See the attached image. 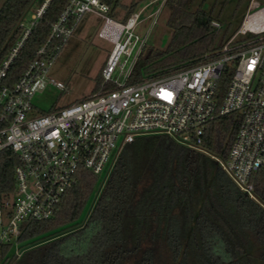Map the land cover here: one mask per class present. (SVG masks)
Here are the masks:
<instances>
[{
    "label": "trees",
    "instance_id": "16d2710c",
    "mask_svg": "<svg viewBox=\"0 0 264 264\" xmlns=\"http://www.w3.org/2000/svg\"><path fill=\"white\" fill-rule=\"evenodd\" d=\"M35 1L5 0L0 7V62ZM102 1L112 15L121 0ZM67 2L50 0L15 59L7 84L35 58ZM202 2L165 0L168 46L144 48L128 84L162 78L221 55L232 36L225 39L221 24L219 29L211 25L219 21L201 9ZM136 7L132 3L126 8L124 22ZM232 74V68L221 74L218 96L225 93ZM100 82L99 74L92 93ZM239 124L236 112L209 123L202 144L207 154L165 135L137 137L124 147L83 223L80 218L98 179L79 170L76 184L64 193L50 219L21 223L17 244L23 252L18 259L13 245L0 246V264H264V169L252 179L253 199L213 158H227ZM16 164L15 154L0 152V208L13 197Z\"/></svg>",
    "mask_w": 264,
    "mask_h": 264
},
{
    "label": "built area",
    "instance_id": "2783aa9c",
    "mask_svg": "<svg viewBox=\"0 0 264 264\" xmlns=\"http://www.w3.org/2000/svg\"><path fill=\"white\" fill-rule=\"evenodd\" d=\"M49 2L42 0L27 21L19 22L20 35L0 62V152L17 157L15 191L0 208V246L13 245L18 259L23 252L17 244L21 223L50 219L64 193L76 184L79 170L96 177L104 173L101 189L124 147L141 136L165 135L207 154L202 148L206 126L234 112L240 124L227 158H213L254 199L252 179L264 169V5L250 0L219 57L162 78L128 84L148 36L147 32L140 37L134 30L153 2L119 23L110 18L111 8L102 0H68L35 58L13 84H7L15 59ZM85 14L103 21L98 36L113 46L101 68L99 88L77 103L30 117L37 92L48 84L64 89L48 79L47 72ZM211 25L220 28L216 21ZM248 35L252 37L233 44ZM231 68L233 74L220 97L218 81Z\"/></svg>",
    "mask_w": 264,
    "mask_h": 264
},
{
    "label": "rangeland",
    "instance_id": "374dc122",
    "mask_svg": "<svg viewBox=\"0 0 264 264\" xmlns=\"http://www.w3.org/2000/svg\"><path fill=\"white\" fill-rule=\"evenodd\" d=\"M152 1L143 12L141 18L144 20L137 25L134 32L144 37L148 32L146 47L157 50H165L171 38V30L167 27L166 21L169 12L166 8H160L164 0H121L119 6L110 18L119 23H124L126 8L136 3L135 12L145 4ZM264 5V0H257ZM250 0H203L201 9L205 12H212V16L218 19L221 24L220 34L229 39L237 31L241 20L246 13ZM41 3L36 0L32 5L31 12ZM200 1L195 3V7ZM160 12L147 17L154 11ZM28 20V14L25 21ZM102 20L94 14H85L77 23L74 32L67 39L55 61L48 69L47 78L63 85L64 89H57L48 84L43 90L37 92L31 104L33 111L30 117L38 116L47 112H54L89 97L97 84V78L101 68L112 50V44L98 36ZM247 37H238L242 40ZM100 85V84H99ZM99 88V86H98ZM104 173L97 177L98 183L93 191L90 201L80 218V223L86 222L89 210L94 202L95 196L100 189Z\"/></svg>",
    "mask_w": 264,
    "mask_h": 264
},
{
    "label": "crops",
    "instance_id": "0c3cea01",
    "mask_svg": "<svg viewBox=\"0 0 264 264\" xmlns=\"http://www.w3.org/2000/svg\"><path fill=\"white\" fill-rule=\"evenodd\" d=\"M5 0H0V7L2 6V4L4 3Z\"/></svg>",
    "mask_w": 264,
    "mask_h": 264
}]
</instances>
